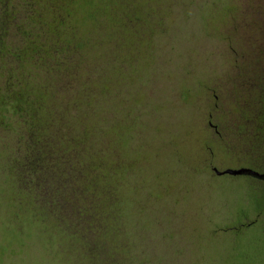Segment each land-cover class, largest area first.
<instances>
[{
	"label": "rangeland",
	"instance_id": "rangeland-1",
	"mask_svg": "<svg viewBox=\"0 0 264 264\" xmlns=\"http://www.w3.org/2000/svg\"><path fill=\"white\" fill-rule=\"evenodd\" d=\"M49 9L69 15L55 33L53 74L71 79L60 92L85 86L83 119L119 164L118 264H264V181L213 171L264 173V0H0L8 47L52 30L59 15L29 16ZM15 125L0 127V264H94L15 202Z\"/></svg>",
	"mask_w": 264,
	"mask_h": 264
},
{
	"label": "trees",
	"instance_id": "trees-1",
	"mask_svg": "<svg viewBox=\"0 0 264 264\" xmlns=\"http://www.w3.org/2000/svg\"><path fill=\"white\" fill-rule=\"evenodd\" d=\"M50 9L28 13L32 20L36 15H59L60 22L47 23L52 30L43 27L39 40L27 31L18 50L5 43L8 22L14 21L8 17L0 22V63L8 56L17 63L0 83V127L17 125L21 149L8 163L15 182L13 197L20 207H31L36 220L51 223L58 235L86 246L94 264H118L119 164L113 160L107 167L103 148L93 140L99 126L83 119L81 108L92 99L85 86L72 99L60 92L71 79L64 78L62 84L53 74L61 65L60 58L53 59L61 49L55 33L69 15L65 9L51 15ZM59 103L64 105L61 110ZM76 112L77 123L66 121Z\"/></svg>",
	"mask_w": 264,
	"mask_h": 264
},
{
	"label": "water",
	"instance_id": "water-1",
	"mask_svg": "<svg viewBox=\"0 0 264 264\" xmlns=\"http://www.w3.org/2000/svg\"><path fill=\"white\" fill-rule=\"evenodd\" d=\"M213 171L218 175V176H223V175H230V176H247L251 177L257 180H263L264 181V173H261L259 171H256L251 168H239V169H225V170H219L218 168L214 167Z\"/></svg>",
	"mask_w": 264,
	"mask_h": 264
},
{
	"label": "flooded vegetation",
	"instance_id": "flooded-vegetation-1",
	"mask_svg": "<svg viewBox=\"0 0 264 264\" xmlns=\"http://www.w3.org/2000/svg\"><path fill=\"white\" fill-rule=\"evenodd\" d=\"M264 90V89H263ZM263 94H264V92H263Z\"/></svg>",
	"mask_w": 264,
	"mask_h": 264
}]
</instances>
